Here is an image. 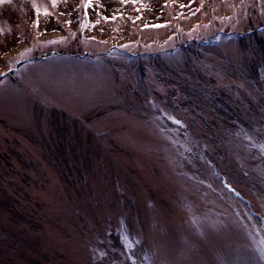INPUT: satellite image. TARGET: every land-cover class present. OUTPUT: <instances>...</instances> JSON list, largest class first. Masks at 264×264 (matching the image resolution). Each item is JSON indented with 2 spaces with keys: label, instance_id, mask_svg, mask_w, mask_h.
Wrapping results in <instances>:
<instances>
[{
  "label": "rangeland",
  "instance_id": "1",
  "mask_svg": "<svg viewBox=\"0 0 264 264\" xmlns=\"http://www.w3.org/2000/svg\"><path fill=\"white\" fill-rule=\"evenodd\" d=\"M86 4H0V264H264V0Z\"/></svg>",
  "mask_w": 264,
  "mask_h": 264
},
{
  "label": "snow or ice",
  "instance_id": "2",
  "mask_svg": "<svg viewBox=\"0 0 264 264\" xmlns=\"http://www.w3.org/2000/svg\"><path fill=\"white\" fill-rule=\"evenodd\" d=\"M126 0H121V3H125ZM131 2L133 4L136 3V0H131ZM4 3V0H0V4ZM57 3H58V0H51V4H52V7L55 8L57 6ZM92 3V0H87V4H86V7L87 5H90ZM187 5H181V7H186ZM34 10H35V14H36V20L34 21V27L36 28H39V17L40 15H43V16H50L52 15V13L49 12V10L47 8H44L42 11H41V8L39 6H36L34 5ZM61 15H63V13H61ZM105 20H108V19H115V17H104ZM69 24V26L71 25V21H68L67 22ZM82 27H87V25H82ZM145 27H148L147 25H145ZM51 43H56V41H51ZM177 123H179V121H176ZM133 264H135V262H133Z\"/></svg>",
  "mask_w": 264,
  "mask_h": 264
},
{
  "label": "trees",
  "instance_id": "3",
  "mask_svg": "<svg viewBox=\"0 0 264 264\" xmlns=\"http://www.w3.org/2000/svg\"><path fill=\"white\" fill-rule=\"evenodd\" d=\"M8 199H6V198H0V206L2 205V203L4 204L5 203V205L7 206L6 207V210H8L9 208L8 207H10L11 208V204L7 201ZM14 218V217H13ZM21 218V217H20ZM24 217H22V219H23Z\"/></svg>",
  "mask_w": 264,
  "mask_h": 264
}]
</instances>
